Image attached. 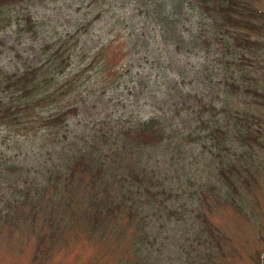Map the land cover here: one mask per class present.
Listing matches in <instances>:
<instances>
[{
    "label": "trees",
    "instance_id": "trees-1",
    "mask_svg": "<svg viewBox=\"0 0 264 264\" xmlns=\"http://www.w3.org/2000/svg\"><path fill=\"white\" fill-rule=\"evenodd\" d=\"M64 1L0 0V131L28 145L10 152L0 141V246L23 231L30 264H52L58 246L81 238L117 264H264L261 227L245 257L211 217L252 213L264 183V0H153L144 11L141 0H75L70 30L48 31L38 10ZM97 24L110 35L128 26L133 51L150 25L176 37L196 80L187 90L180 69L179 89L161 88L164 106L148 119L106 109L85 123L81 106L95 95L81 89L109 85L97 79L110 46L85 54ZM45 35L39 63L20 56L24 40Z\"/></svg>",
    "mask_w": 264,
    "mask_h": 264
},
{
    "label": "rangeland",
    "instance_id": "rangeland-1",
    "mask_svg": "<svg viewBox=\"0 0 264 264\" xmlns=\"http://www.w3.org/2000/svg\"><path fill=\"white\" fill-rule=\"evenodd\" d=\"M74 1L65 0L58 6L49 5L44 10L41 8L38 10L37 17L40 20L44 19L48 31L55 28L58 32L65 33L71 28V20L77 17L75 15L77 6ZM152 2L153 0H141L143 11L152 6ZM52 8L54 12L51 11ZM61 11L62 13H60ZM82 11L84 14L86 9ZM160 16L163 18V15ZM141 17L150 20L146 13ZM142 22L144 23V20ZM141 24L138 25V28L141 27ZM125 28L129 33L131 32L128 26ZM152 28L153 26L150 25L141 32V40L134 39L133 45H137V47L133 51L127 44L129 33H124V31L119 34L116 30L110 35L109 27H102L101 24L95 25L92 31L93 37H90L91 41H87L85 54L88 53L89 48L92 49L95 46L104 44L110 46L99 58L100 67L107 64L108 69L103 71L97 79V82H106L109 85L103 87L95 83L81 89L84 94L95 95V97L90 98L81 106L80 120L85 123L91 122L106 109L110 111L109 114L112 118L117 111H122L125 117L131 113L140 114L141 117L148 119L164 106L165 99L160 95L161 88L168 91L178 90L179 82L185 84L187 90L191 88L193 84L190 80H196V77L191 76V69L195 71V63L186 60L188 57L187 48H181L177 55L173 51L176 37H171L170 34L165 37L155 36ZM44 32L48 36L46 31ZM46 35L41 36L37 41L24 40L23 45L17 47V49L20 48V56H24L30 62L39 63L42 45L47 41ZM14 66H21V63L10 64L11 69L18 71L19 69ZM183 68L185 71L183 75H180L181 79L178 83L175 84V76H179L178 71ZM92 75L93 72H90L86 78L88 79ZM115 87L116 89H114ZM169 96L175 100L181 99L180 93L176 91L170 93ZM21 139L20 137L19 141H16L7 131H0V141L5 143L7 151H14L13 147L16 146L22 148L23 153L28 151L26 138ZM33 158L35 157L33 156ZM261 188L257 191L254 201L251 197L249 206L257 218L250 210L240 213L229 207L221 210L216 209L211 216L214 224L233 240L235 246L240 252L242 251L245 257L257 249L258 228L261 227L264 230V183ZM131 239L132 231H128L126 237L121 241V245L118 246L121 250L120 253L128 248ZM31 240L33 238L23 231L15 233L9 241L8 247L0 246V264H30L35 250L34 242ZM57 249L60 252H55L52 264H117L113 255L105 254L108 252L105 245L94 247V244L86 242L82 238L78 241H71L69 245L60 246V249L58 246ZM238 261L239 264H251L246 258Z\"/></svg>",
    "mask_w": 264,
    "mask_h": 264
}]
</instances>
